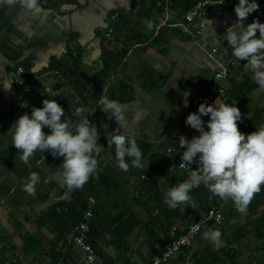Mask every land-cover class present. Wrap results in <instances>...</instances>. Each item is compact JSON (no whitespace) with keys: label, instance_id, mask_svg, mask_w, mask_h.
I'll return each instance as SVG.
<instances>
[{"label":"crops","instance_id":"1","mask_svg":"<svg viewBox=\"0 0 264 264\" xmlns=\"http://www.w3.org/2000/svg\"><path fill=\"white\" fill-rule=\"evenodd\" d=\"M158 2L59 0L48 7L41 6L42 12L35 15L17 7H0V264H81V254L68 245L67 238L56 242V223L43 219L45 209L72 201L75 189H67L60 175L63 158L53 157L46 150L36 151L26 163L22 162L18 150L11 145L12 125L19 116L30 114L33 107H42L46 98L54 99L64 109L61 120H75L79 118L72 116V103L79 96L80 106L86 108L85 117L102 94L126 106L125 133L136 140L138 147L149 146L144 158L147 165L137 168L138 176L130 167L127 172L119 170L114 148H108L105 138L119 125L99 107L92 125L101 147L95 158L115 185L113 193L107 191L94 207L96 220L103 225L98 228L96 248L105 264L150 262L164 250L171 225H189L204 216L210 205L222 206L225 211L221 226L205 228L220 231L219 247L203 238L204 230L191 247L167 264H195V257L214 264H242L244 258L253 257V262L264 264V185L254 194L245 213L237 212L231 201L211 197L210 193L198 194V190L189 194L195 208L178 206L175 211L177 208L169 209L163 202L164 188L175 185L168 180L165 166L181 161L179 137L187 138L192 130L185 120L197 112L193 97L208 92L219 66L178 29L163 25L165 13ZM183 3L177 0L170 8L169 23L182 20L186 12ZM236 3L238 0H233V6ZM257 3L259 8L248 16L245 25L256 19L264 23V0ZM233 9L227 6L221 17H211L216 35L208 28L201 41L208 51L217 49L216 59L223 65L232 59L221 36L236 22ZM113 14H119L116 21L110 20ZM145 19L152 22L151 30L143 24ZM111 28L113 39L109 41L105 35ZM256 35L258 38L259 32ZM104 50L121 54L122 58L106 70L105 85L99 92L107 63ZM73 51L80 52L81 59L69 72L62 65L71 63L69 55ZM233 60L223 84L228 97L217 102L236 105L241 112L238 130L247 135L264 125V90L258 89L251 73L245 71L246 60ZM18 67L24 69L32 92L17 115ZM57 71L60 75L55 74ZM7 81L9 86L3 87ZM43 131L48 133L49 129ZM30 172L40 177L34 195L22 190ZM144 183H148L146 188L142 187ZM238 229L246 231L247 236L233 243ZM23 237L30 238L31 245L36 242L35 248L24 251ZM54 253L60 254L57 261L50 259Z\"/></svg>","mask_w":264,"mask_h":264},{"label":"clouds","instance_id":"2","mask_svg":"<svg viewBox=\"0 0 264 264\" xmlns=\"http://www.w3.org/2000/svg\"><path fill=\"white\" fill-rule=\"evenodd\" d=\"M224 2L219 0L220 5ZM0 7H17L34 15L43 10L41 0H0ZM258 8L257 0H238L233 9L236 22L221 37L231 50L230 56L238 62L246 60L243 65L245 71L251 73L250 78L257 88L264 90V23L258 19L247 25L244 23ZM206 23L211 34L216 35L212 22L207 20ZM143 24L148 30L153 27L148 19ZM9 81L3 87H8ZM72 105H75L72 116L79 119L65 117L61 120L65 115L64 109L54 99H44L42 107H33L30 114L25 113L15 120L11 142L18 150L20 160L25 163L36 151L47 150L53 157H62L60 175L69 190L81 188L95 174L98 163L95 157L101 151L97 129L89 122V115L83 116L86 108L80 106L79 96ZM97 105L119 125L105 137L108 148H114L115 166L124 172L129 167L144 169L147 161L136 140L124 131L126 106L103 94ZM204 116L208 117L207 121L202 119ZM240 120L241 112L236 105L218 103L217 100L213 104L201 103L196 113L186 117L185 124L199 135L191 139L179 137V146L183 149L179 167L187 171V178L164 188L163 202L166 207L176 209L191 205L195 208L189 194L203 185L211 197L231 201L237 212H246L254 194L264 185V125L245 135L238 130L237 122ZM44 128L49 132L45 133ZM193 163L196 164L195 170L191 166ZM39 181L38 173L30 172L22 190L34 195ZM203 238L214 247H219L221 233L206 229Z\"/></svg>","mask_w":264,"mask_h":264},{"label":"built area","instance_id":"3","mask_svg":"<svg viewBox=\"0 0 264 264\" xmlns=\"http://www.w3.org/2000/svg\"><path fill=\"white\" fill-rule=\"evenodd\" d=\"M59 0H41L42 7H48L56 4ZM158 6L165 13V20L163 25L170 28H175L187 38L191 43L199 48L212 62L219 66V69L214 72L212 80L209 85L207 93L196 94L193 97V104L198 110V106L206 102L207 104H213L216 100L225 101L228 97L224 83L229 77V68L233 65V58L226 64H220L216 59L217 49H211L208 51L201 46V41L205 37V32L208 31L207 20L211 17H221L228 5H233V0H225L224 4L220 5L219 0H201L196 2L191 9L186 11L183 18L178 23H169L168 12L170 8L177 2V0H158ZM119 18V14H113L110 17L111 21H116ZM113 29H108L105 38L112 41ZM73 46L76 47L77 43L73 42ZM74 57L77 56V52L73 51ZM56 75H60L59 72H55ZM15 84L19 91L20 99L17 100L15 105V114H19L20 110L26 103V97L31 94L32 87L30 82L26 79L25 71L22 67L16 68L15 72ZM99 106L94 105L88 110L89 122L93 125L95 123ZM93 111V112H92ZM92 112V113H91ZM91 113V114H89ZM204 121H207L208 117H202ZM181 162V161H180ZM179 163L169 166L170 173H181L187 177V171L179 167ZM192 168L195 170L196 164L193 163ZM147 179L146 176L143 177ZM203 186V185H202ZM97 205V201L94 197H89L87 200V208L83 212L82 221L75 226L69 235L67 236V243L69 246L75 248L82 256L81 264H105L104 258L97 252L89 243V237L92 233V225L94 220V207ZM60 211V210H59ZM225 222V211L222 206L210 205L206 214L196 221L189 223V225L183 227L179 224L171 225L168 231V239L165 244L164 250L158 256L154 257L150 262L146 264H167L173 258L178 256L184 249H187L193 245L200 234L210 224L213 226H221ZM3 250L1 244V229H0V255ZM253 264H257L253 262Z\"/></svg>","mask_w":264,"mask_h":264},{"label":"trees","instance_id":"4","mask_svg":"<svg viewBox=\"0 0 264 264\" xmlns=\"http://www.w3.org/2000/svg\"><path fill=\"white\" fill-rule=\"evenodd\" d=\"M184 1H185V3H183L184 9H185V11H188L189 9H191V7L196 2L201 1V0H184ZM228 7L230 9H232L234 6L228 5ZM72 54L73 53H70V55H69V59H70L69 61H71V63L69 64V62H68V63L62 65V66H66L69 72H71V70L73 71V67L79 65L80 59H81V53L80 52H78L76 57L72 56ZM104 54L106 55L105 59L107 60V63H105V71H103V76H102V79L100 80L101 83L98 87L99 92L102 91V89L104 88V85H105V78H106V72H107L106 70H108L110 68V65H112L111 63H114L115 65H117L119 63V60H121V58H122L121 54H113L112 52H108L106 50H104ZM60 69L62 70L61 66H60ZM248 126L251 127V124ZM194 135H199V133L196 132V130L192 129L187 138L191 139ZM139 148L142 152L143 157L145 158L148 155L149 146H143V147H139ZM165 165H167L166 162L164 163V166ZM130 168H131L132 173L138 176L137 168H132V167H130ZM165 169L169 173L168 180L172 179L174 184L182 182L184 179L187 178L186 176H184L181 173H170L168 165H167V167L165 166ZM147 185H148V183H144L142 187L146 188ZM114 189H115V185H114L113 180L111 179V177L107 176L106 173H104L101 165L97 163V168H96L95 174L93 176H91L89 178V180L81 188L75 189L74 194L72 195V201L70 203H58L55 206H52V207L45 209L43 212L44 213L43 219L50 218L53 222L56 223V226L58 227L57 228L58 230H57L56 242L65 241L67 236L71 232V230L82 221L83 212L87 208V200L89 197H94L98 203L104 197V195L107 191L113 193ZM150 190L152 192L154 189L150 188ZM197 190L199 192L198 194H208L209 193L208 190L202 185L198 188H194L192 191H197ZM172 210L167 209L166 212H169ZM177 210H178V208L175 211H177ZM196 220L197 219H195L193 221H196ZM101 224H102V222L100 220H98V219L96 220L95 211H94L92 233L89 237V243L94 248H96V241L98 240V235L100 236V233L98 232V228H100V226H103ZM208 227L209 228L213 227V225L210 224ZM246 236H247L246 231H244L242 229L236 230L234 232V235H233V238H234L233 243L238 242L239 240L245 238ZM28 239H30V238L23 237V242H24L23 249H24V251H26L28 248H35L34 244L36 242L33 241L32 245H31V243L28 241ZM263 239H264V237H263ZM96 250H97V248H96ZM97 252H98V250H97ZM98 253L101 255L100 252H98ZM59 256H60L59 253H54V254H52L50 259L52 261H53V259H56V261H57V258ZM194 259H195V264H214L211 260H208V259H204V258L198 259L196 257Z\"/></svg>","mask_w":264,"mask_h":264},{"label":"rangeland","instance_id":"5","mask_svg":"<svg viewBox=\"0 0 264 264\" xmlns=\"http://www.w3.org/2000/svg\"><path fill=\"white\" fill-rule=\"evenodd\" d=\"M227 227H229L230 225H226ZM225 226V227H226ZM2 236V235H1ZM2 242V241H1ZM247 248H249V246L247 247ZM254 248H255V245H254ZM253 260H254V258L253 257H246V258H244V260L242 261V264H253L252 262H253ZM254 262H256V261H254Z\"/></svg>","mask_w":264,"mask_h":264}]
</instances>
